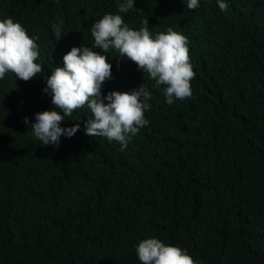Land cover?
<instances>
[{
    "label": "trees",
    "instance_id": "16d2710c",
    "mask_svg": "<svg viewBox=\"0 0 264 264\" xmlns=\"http://www.w3.org/2000/svg\"><path fill=\"white\" fill-rule=\"evenodd\" d=\"M0 0L39 37L51 70L72 47L94 44L91 24L121 14L134 29L147 19L153 36L169 27L187 36L192 96L169 104L147 73L104 52L111 64L102 95L143 85L149 124L127 148L84 134L90 110L59 145L31 132L35 114L54 109L44 82L0 88V264H140L136 246L158 238L199 264H264V0ZM62 22L58 41L52 25ZM9 74V73H8ZM48 76V77H49ZM106 102V101H105ZM27 117L29 124L24 123Z\"/></svg>",
    "mask_w": 264,
    "mask_h": 264
},
{
    "label": "clouds",
    "instance_id": "9594fccd",
    "mask_svg": "<svg viewBox=\"0 0 264 264\" xmlns=\"http://www.w3.org/2000/svg\"><path fill=\"white\" fill-rule=\"evenodd\" d=\"M216 2L222 11L227 10L226 0ZM117 4L119 13L127 19L135 7V0H122ZM199 7L200 0H187L189 10ZM142 25L134 29L125 23L121 14H103L90 27L94 44L72 47L62 57L63 66H56L49 76L50 66L43 59L39 37L11 17L0 19V88L7 79L16 77L25 87L43 81L44 86L47 84L44 91H51L54 109L36 113L35 122L31 123L36 140L44 146H58L61 136L72 137L80 125L61 127V124L85 106L91 115L84 124V134L115 141L120 151L127 148L131 137L149 124L145 112L151 107L148 101L152 94L143 83L138 89L102 95L103 83L112 78V66L107 56L93 50L96 48L104 52L116 50L118 56L123 57L122 61L138 72L147 73L154 81V88L163 86L167 103L192 96L191 81L195 72L187 36L171 27L153 36L147 19ZM62 27V22L52 25L57 41L64 36ZM24 123H30L27 117ZM135 251L140 264H199L185 249L165 244L158 238L141 240Z\"/></svg>",
    "mask_w": 264,
    "mask_h": 264
}]
</instances>
